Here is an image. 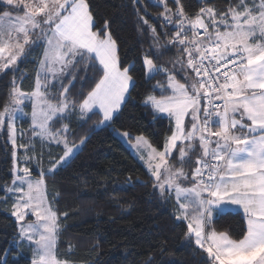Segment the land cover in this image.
Segmentation results:
<instances>
[{
    "label": "snow or ice",
    "instance_id": "obj_1",
    "mask_svg": "<svg viewBox=\"0 0 264 264\" xmlns=\"http://www.w3.org/2000/svg\"><path fill=\"white\" fill-rule=\"evenodd\" d=\"M132 2L137 31L149 41L139 67L121 58L107 21L97 27L90 0H0V74L12 76L0 131L13 164L0 204L11 202L18 246L27 245L30 264H77L68 258L73 244L59 250L68 213L57 208L59 193L50 196L46 178L69 166L97 130L112 128L142 70L146 80L163 77L142 105L154 121H167L169 134L160 146L144 134L113 129L115 136L144 163L154 193L171 204L202 264H264V0H226L221 8L201 0L194 15L182 0H150L162 8L156 24L147 9L140 14L143 0ZM37 48L34 86L25 91L20 63ZM24 117L27 132L17 126ZM229 209L241 214L235 235L214 227Z\"/></svg>",
    "mask_w": 264,
    "mask_h": 264
},
{
    "label": "trees",
    "instance_id": "obj_2",
    "mask_svg": "<svg viewBox=\"0 0 264 264\" xmlns=\"http://www.w3.org/2000/svg\"><path fill=\"white\" fill-rule=\"evenodd\" d=\"M210 2L217 8L226 4V0ZM182 3L190 15L202 6L201 0H182ZM90 4L97 27L108 22L118 41L121 58L135 61L139 67L141 53L148 49L149 41L137 31L138 17L132 0H90ZM144 9L150 23L156 24L153 18L162 8L143 0L141 15ZM174 51L158 62L168 61ZM41 53L42 49L37 48L20 63V69L27 73L22 84L26 90L34 86L35 67ZM134 77L136 85L130 89L131 98L122 107L112 128L97 130L69 166L55 177L46 178L50 196L59 193L57 208L61 213H68L62 218L64 231L59 250L66 252L71 243L75 251L68 258L92 264H148L149 258L151 264H202L201 251L185 241L186 227L175 222L171 204L154 193L145 166L113 132L119 129L134 136L144 134L157 146L169 134L167 121H154L151 110L142 105L145 95L157 80L163 81V77L146 80L142 70L135 72ZM11 79V74H0V105L10 90ZM96 119L93 117L88 125L78 129V135H83ZM58 151L53 147L54 154ZM12 166L11 145L3 133L0 134V185L11 182ZM31 169L34 176L38 175L39 171ZM10 208L11 202L0 204V261L30 264L31 258L21 255L14 243L17 226ZM214 227L235 235L242 227L241 214L229 209L214 221Z\"/></svg>",
    "mask_w": 264,
    "mask_h": 264
},
{
    "label": "rangeland",
    "instance_id": "obj_3",
    "mask_svg": "<svg viewBox=\"0 0 264 264\" xmlns=\"http://www.w3.org/2000/svg\"><path fill=\"white\" fill-rule=\"evenodd\" d=\"M22 86V85H21ZM22 88H23V86H22ZM24 89V88H23ZM25 91H30V90H26V89H24ZM30 105H28V106H26L25 107V111L26 112H28V113H30ZM25 121H27L28 122V124H25ZM17 126H18V128H20L21 130H24L25 132H27L28 130H29V127H30V118H28V117H24V118H22L21 120H18L17 121ZM4 132H2V131H0V134H3ZM6 138H7V136H6ZM123 141V140H122ZM22 142H25V143H27V136L24 138V140L22 141ZM124 142V141H123ZM125 143V142H124ZM125 144H127V143H125ZM11 145V144H10ZM128 145V144H127ZM54 147V146H53ZM40 151V148H39V145H37V152H39ZM44 159H43V164H42V167L43 168H47L48 167V156H47V151H48V149L47 148H45L44 150ZM23 152H24V150L23 149H20L19 151H18V155H20L21 157L23 156ZM11 154H12V147H11ZM138 158V157H137ZM140 160V159H139ZM141 161V160H140ZM23 163H24V161H23V159H21L20 160V164L21 165H23ZM30 168L32 167V168H34V169H36L37 171H39V167L37 166V164H36V162L35 161H33L31 164H29L28 165ZM14 243H15V245L16 246H18V244H17V239L14 241ZM19 248H20V251H21V255H23V256H28V257H30L31 258V252L29 251V249H28V247H27V245L25 244L23 247H20V246H18ZM77 262V264H92L91 262H79V261H76Z\"/></svg>",
    "mask_w": 264,
    "mask_h": 264
},
{
    "label": "crops",
    "instance_id": "obj_4",
    "mask_svg": "<svg viewBox=\"0 0 264 264\" xmlns=\"http://www.w3.org/2000/svg\"><path fill=\"white\" fill-rule=\"evenodd\" d=\"M179 79V78H178ZM126 146L129 148V150L132 152V154L137 158V156L134 154L133 150L131 149V147L129 145L126 144ZM139 160V158H137ZM140 161V160H139ZM143 165L144 163L142 161H140ZM145 166V165H144ZM146 168V166H145Z\"/></svg>",
    "mask_w": 264,
    "mask_h": 264
},
{
    "label": "water",
    "instance_id": "obj_5",
    "mask_svg": "<svg viewBox=\"0 0 264 264\" xmlns=\"http://www.w3.org/2000/svg\"><path fill=\"white\" fill-rule=\"evenodd\" d=\"M143 6V5H142Z\"/></svg>",
    "mask_w": 264,
    "mask_h": 264
}]
</instances>
